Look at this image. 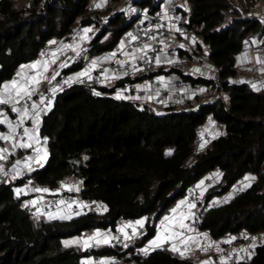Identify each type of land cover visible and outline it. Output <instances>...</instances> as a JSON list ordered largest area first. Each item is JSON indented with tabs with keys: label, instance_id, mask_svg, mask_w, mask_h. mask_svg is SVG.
<instances>
[{
	"label": "trees",
	"instance_id": "obj_1",
	"mask_svg": "<svg viewBox=\"0 0 264 264\" xmlns=\"http://www.w3.org/2000/svg\"><path fill=\"white\" fill-rule=\"evenodd\" d=\"M17 1L0 0V88L23 64L37 60L38 52L50 48L54 40H70L78 25L92 24L86 16L91 0H29L27 7L17 6ZM138 1L151 12L159 5L154 0ZM179 2L189 26L205 35L210 57L221 69L227 107L212 102L188 111L157 114L148 106L113 97L116 85H73L60 93L40 120L39 137L48 138L47 161L29 179L50 187L63 177L82 180L81 197L100 201L107 209L70 219L34 220L13 195L14 187L24 181L0 184V264H76L91 254L81 252L76 243L66 246L67 239L105 230L119 217L141 219L153 214L146 235L137 242L142 247L156 235L158 221L184 197L189 184L216 167L223 170L226 185L221 192H207L206 200L227 193L246 174H257L258 182L229 202L210 207L200 229L218 238L226 231L257 232L264 227V90L231 81L236 76L237 56L253 35L264 36V23L251 17L226 19L222 25V12L231 8L228 0ZM130 25L124 13H112L90 42L88 57L110 51ZM210 119L223 123L227 136L214 140L189 168L184 167L194 151L196 127ZM5 145L0 140V147ZM172 147V156H166L164 150ZM73 156L83 162L74 175L68 162ZM93 252L122 257L134 251L121 253L109 246ZM134 260L135 264H199L173 258L165 247ZM243 264H264V245L251 262Z\"/></svg>",
	"mask_w": 264,
	"mask_h": 264
},
{
	"label": "built area",
	"instance_id": "obj_2",
	"mask_svg": "<svg viewBox=\"0 0 264 264\" xmlns=\"http://www.w3.org/2000/svg\"><path fill=\"white\" fill-rule=\"evenodd\" d=\"M101 0H91L89 10L86 16L92 21L91 25L81 26L78 25L70 35V38L75 44H80V56H76V53L71 49L55 50L56 59L59 62V67L56 69L55 80L46 81L43 86L39 87V91L32 97V100L39 101L40 94H44L51 101L50 110L54 106L56 97L72 88L73 85H81L85 87H104L106 79H104V70L107 69L109 74H123L127 72V75L123 74V80L116 82V92H120L121 95L130 102H133L137 106H146V98L148 90L144 87H139L143 90H138L137 83L147 82L150 85H156V92L151 100L150 108L154 113L163 114L171 111H188L197 109L204 103L218 102L227 107L229 97L225 89V84L221 77V69L216 67L210 57L209 45L205 42V35L198 33L189 26L188 15L182 9V5L179 0H154L159 2L158 7L154 11H150L149 7L143 6L138 0H129L133 4L128 9V19L130 20L129 29L121 36L120 42L116 44L111 53H116L115 58L111 60L102 61L98 64L95 72L91 74L92 79L82 78L81 81L74 80L72 83H65L70 77H75V71H68L73 66H80L82 68L88 58V48L90 42L94 38L96 32L107 23V18L118 11L119 7H122L124 0H106L107 11L101 10L95 5ZM261 2L257 1L252 3V8L257 14H262ZM135 9V11H132ZM231 8L224 10L223 17L225 18L222 25L226 22V16L231 12ZM167 12V17H165ZM80 18H83L81 16ZM162 25V27H157ZM175 26V27H173ZM90 28L91 31L87 33L89 39L80 40V36L84 35L83 29ZM180 31H176V29ZM132 33L137 36L136 41H131L128 34ZM155 36L156 40H151L149 37ZM163 40L161 44L159 41ZM125 44V51L131 52L137 47H142L147 43L152 46L153 50L147 52L145 59H136L135 65L142 71H137L132 68L131 63H126L123 68L120 67L117 60L125 61L130 60L129 57H125L120 52L121 43ZM173 43L167 45V43ZM183 44L181 48L179 45ZM143 55L138 53L137 56ZM157 55L166 56L168 60L173 63L162 61L159 65L155 63V57ZM51 61L54 59L52 52L49 48L43 49L38 52L37 60ZM150 60V62H148ZM67 63V66L61 67L62 64ZM159 68H164L168 71V74L164 76V81L161 82L156 73ZM199 69L200 71H195ZM18 79L17 76L13 77ZM170 85L172 88L170 89ZM57 88V91L53 93L51 89ZM202 90V91H201ZM129 97H139V99H131ZM48 101H46V104ZM0 111H3L8 119L14 124L18 122L16 113L11 111L9 105H0ZM19 107V105H17ZM46 113L41 114V118ZM3 117H0L2 119ZM40 118V120H41ZM257 119H261L257 116ZM31 120L27 121L25 126L29 127ZM205 125V124H204ZM21 130L18 129V132ZM3 134H8V127L3 124ZM195 139L193 153L184 162V167L189 168L193 163L195 157L205 152V149L212 145L214 140L221 138V136H227L225 125L223 123L213 122L212 130L204 129V126H198L195 129ZM40 143L35 147H42L43 141L47 137L40 136ZM0 148H8L10 153H14L7 156V159L0 161V165L3 166L7 176L0 174V184L8 185L14 183L17 180H22L24 183L14 187V198L17 200L23 210H26L30 217L34 220H44L46 222L53 221L49 214L58 216L61 211H64L67 216L73 218L75 216L91 213L92 211L97 214L104 213L107 209L106 205L93 198L83 199L80 195L81 190L84 188L83 181H72L69 177H63L58 181L55 186L48 185H36L30 179L32 171L39 169L40 166L33 163L32 171L23 167V163L20 165V174L13 179L12 168L17 160L22 162L28 156H34V148H12V145H5ZM169 148H166V150ZM174 150V149H173ZM173 154V152H172ZM172 154L166 156L171 157ZM246 176V175H245ZM243 176L236 181L232 186L234 188V197L238 196L242 191L247 189L245 187L246 177ZM30 182V183H29ZM63 185V187H62ZM226 182L223 178V170L219 167L210 169L205 176L200 180L191 182L186 188L183 200L187 207L188 204L194 203L195 208L189 209L190 222L188 227L183 228L181 233L185 238L191 236L201 235L204 231L200 229L203 220L207 217L209 208L206 206L205 197L206 192L214 191L221 192ZM72 190L69 191L68 188ZM231 187V188H232ZM22 188V192L19 196L16 194V189ZM34 188H47L49 191L35 192ZM78 189V190H77ZM231 190V189H230ZM37 201L35 205L31 201ZM63 200L64 204L58 202ZM71 204V207L68 205ZM86 205V207H85ZM146 223L143 227L136 226V235H132V228H126L125 232L131 239H125L124 235L119 229L126 224L135 225L136 221L140 219H133L127 217H119L113 226L103 230L104 237H117L118 239H110V243H106L104 247L112 246L117 248L121 253H125L128 249H133L134 252L126 253L125 256H119L118 254H109V256H100L93 251L100 249L101 247L96 241H92L89 244L88 252L90 256L81 258L76 264H100L101 261L109 262V264H135V256H144L142 247H137V242L146 235L147 224L153 220V214L146 215ZM235 239H232V238ZM215 240V252L213 256V264H243L249 263L257 254L258 248L264 245V227L257 232H251L244 228L234 231H226L223 235ZM127 245V247H125ZM143 246V245H142ZM219 249V250H218ZM243 249L244 251H241ZM173 258H179L178 254H172Z\"/></svg>",
	"mask_w": 264,
	"mask_h": 264
},
{
	"label": "snow or ice",
	"instance_id": "obj_3",
	"mask_svg": "<svg viewBox=\"0 0 264 264\" xmlns=\"http://www.w3.org/2000/svg\"><path fill=\"white\" fill-rule=\"evenodd\" d=\"M104 2H106V0H101V2H99L95 5V7H97V8L102 7ZM132 11H135V9H132ZM164 15H165V17H167V12H165ZM157 27H162V25H159ZM173 27H175V26H173ZM90 31H91L90 28L83 29L84 35L80 36V40L84 41V40L89 39V37L87 36V33ZM176 31H180V30L177 28ZM128 37L133 42L138 39V37L133 35L132 33H129ZM149 39L156 40L157 38L155 36H151V37H149ZM159 42L161 44L164 43L163 40H160ZM53 43H55V42H53ZM125 47H126L125 44L122 42L121 46H120V52L125 57H129L130 60H125V61L117 60L116 63H118L121 68H123L126 63H131V66L133 69H135L137 71H142L143 69H139L136 67L134 61L136 59H141V60L145 59L147 52L150 50H153L152 46L150 44L145 43V44H143L142 47H137L136 49H134L131 52L125 51L124 50ZM179 47L183 48L184 45L181 44V45H179ZM63 48L71 49L73 52L76 53L77 57L80 56V54H81L80 51H78V49L80 48V44H78V43L75 45L66 44V45H63ZM138 53H143V55L137 56ZM116 55H117L116 53H112L111 56H109V57H103L100 59H92L89 67H87L85 70L79 72L75 77H70L68 80L65 81V83L70 84L74 80L82 82V78H87L88 80H91L92 79L91 73L93 70H95L97 68L98 64L102 61L111 60V59L115 58ZM52 56L55 58L56 53H52ZM163 59L166 60V62H168V63H173V61L167 60L166 56H164ZM148 62H150V60ZM161 62H162V57L160 55H157L155 57V63L157 65H159ZM258 62H264V61H258ZM50 63H55V59H53L51 61H45L43 63L38 61L34 64L22 66V71L17 74L19 79H14L10 83L4 84L2 86V88H0V105H9L11 107V111L13 113H16V115L18 117V122L14 124L11 120L8 119V116L3 111H0V117H3L2 119H0V125L6 124L8 127V134L7 135L0 134V140L11 143L12 148L30 149V148H34V144L40 143L39 123H40L41 114L46 113V111L50 110L51 101L44 94H40L38 102L32 100V97L38 93L39 85L45 79H47V77L44 75V73H46L48 71V67H49ZM65 66H67L66 62L61 65V67H65ZM23 69L31 70L34 72V74L33 75H27L25 73V71H23ZM195 71L198 72L200 70L195 69ZM123 74L127 75V72H125ZM57 75H59V73H55L51 77V80H55ZM113 78H119V75L118 74H109L108 70L105 69L104 70V79L108 80V79H113ZM159 80L161 82H163L164 78L159 77ZM252 87L255 89L257 86L255 83H253ZM138 90H143V89H140L138 86ZM51 91L53 93H55L57 91V88L53 87L51 89ZM95 94L100 95V93H98V92ZM116 98L117 99L122 98L120 92L117 93ZM129 98L139 99V97H129ZM46 101H48L47 104H46ZM17 105H19V107H17ZM29 120L32 121L33 126L31 128L25 126L26 122ZM18 129H20L21 131L18 132ZM46 142L47 141L45 138L43 143H46ZM34 151H35L34 156L26 157L23 162L21 160L16 161L15 165L12 168V172L14 174L12 177L13 179H15L20 174V170H21L20 165L22 163H23L24 168L28 169V171H32L33 170V168H32L33 163L42 167L43 162L47 161V155L48 154H47V151L45 149H43L42 147H35ZM11 154H14V153H10L8 148H0V161L6 160L7 156L11 155ZM0 174H3L5 176L8 175V173L5 172L2 165H0ZM250 179H254V177H252ZM247 186L248 185H246V187ZM62 187H63V185H62ZM32 190L35 192H44V193H47L49 191V189H47V188H44V189L34 188ZM68 190L71 191L72 188L69 187ZM22 192H24V189H22V188L16 189L17 196H19ZM31 203L33 205H35L37 203V201L33 200V201H31ZM58 203L64 204L65 202L63 200H60ZM181 203L183 204L184 202H181ZM68 206L71 207V204H69ZM85 207H86V205H85ZM195 207H196V205L194 203L188 204L189 209H192ZM173 212L175 213L176 209H173ZM49 216L52 219H57V218L63 219V218H65V217H61V216H53L52 214H49ZM186 218L187 217H181V220L186 219ZM168 220H169V217L166 216L164 218V222H167ZM164 222H162V225ZM137 225L140 227H143L144 220L136 221L135 225L126 224V225L122 226L119 229V231L124 235L125 239H131V237L128 236V234L125 232V229L126 228H132V235L134 236V235H136V226ZM179 227L183 228L185 226L183 223H179ZM168 232H169V228L164 227V233H168ZM101 235H102L101 233L97 232L94 237H89L87 240L84 241L85 246H89V241H91V240H96L97 243H101V242L110 243V239H118L117 237H111V238L105 237L101 241L100 239H98L99 237H101ZM178 236H180V233H178V232H171L170 235H163V234L158 235L155 239L150 241L149 246L147 248L142 249V251L145 254H148L149 248L155 250L156 248L161 247L162 244L167 243L170 240H172L173 238L178 237ZM205 238H207L206 234H205ZM188 239L195 242L194 238L190 237ZM232 239H235V238L233 237ZM72 243H78V242L77 241H66L65 242L66 246L68 244H72ZM187 243H188V241L185 240L184 241L185 248L187 247ZM125 247H127V245H125ZM170 250L180 252L181 256L184 255V252L181 251L177 247L176 244H172ZM241 251H244V250L241 249ZM86 264H91V262L90 261L86 262ZM100 264H109V262L101 261ZM203 264H209V262L205 261V262H203Z\"/></svg>",
	"mask_w": 264,
	"mask_h": 264
},
{
	"label": "crops",
	"instance_id": "obj_4",
	"mask_svg": "<svg viewBox=\"0 0 264 264\" xmlns=\"http://www.w3.org/2000/svg\"><path fill=\"white\" fill-rule=\"evenodd\" d=\"M118 1V0H117ZM101 2V1H100ZM124 5L122 7H119L118 11L116 13H119V12H122L124 13V15L128 18V9H129V6L131 4H133L132 1H129V0H124ZM252 7V6H251ZM99 9L101 10H104L106 11L107 10V4L106 2L103 3V6L100 7ZM129 20V19H128ZM55 42V43H53ZM52 43H51V46H50V50L52 53H54L55 50H62V49H68V48H63V45H66V44H71V45H75V43L72 41V39L70 38V40H54ZM173 43L169 42L167 43V45H172ZM252 51V56H253V62H252V59H251V62L248 63V66L252 67L253 68L251 70H249L247 73L244 74V78H245V81L243 82H246V83H255L256 84V88L257 90H264V77L260 78V79H256V72H255V68L254 66L257 65L256 64V57H255V54H262V52L260 51H256V50H253L251 47H250V44L247 43V46L246 48L244 49V51L242 53H245V51ZM240 53V54H242ZM111 50L110 51H107V52H104V54L102 55H99V56H93V57H88L87 60H86V63L84 64V66L82 68H79L77 71H75V75H77L79 72L85 70L87 67H89L90 65V62L92 59H100V58H103V57H109L111 56ZM251 56V57H252ZM164 56H162V61H166L163 59ZM55 59V63H50L49 64V67H48V71L46 73H44V75L47 77V79H45L40 85L39 87L43 86V84L46 82V81H49L51 80V77L57 72L56 69H58L59 67V62L57 61L56 58ZM168 60V59H167ZM45 62V60H41V59H38V60H35L33 62H30V63H27V64H23L22 66H25V65H30V64H34L36 62ZM22 66L17 70V73L15 76L18 77V73H20L22 71ZM260 67L258 68L259 69V73L261 75V73L263 74V71H264V64L263 65H259ZM23 71H25V73L27 75H33L34 72L31 71V70H28V69H23ZM95 72V70L92 71L91 74H93ZM168 74V71L164 68H159L158 72L156 73V77L159 79V77H163ZM119 75V78H113V79H108L105 83V86L104 87H108V88H112V87H115L116 85V82L118 81H121L123 80V74H118ZM264 76V75H263ZM19 79V77H18ZM12 80H14V78H12L10 81L6 82L7 83H10ZM137 86L139 87H144L148 90V95H147V98H146V106L150 107V104H151V100L156 92V85H150L148 84L147 82H140V83H137ZM252 86V85H251ZM170 89L172 88V85H170L169 87ZM113 97L116 98L117 96V92H115L113 95ZM122 96V95H121ZM121 99V98H120ZM122 99H125L123 96H122ZM127 100V99H125ZM41 122V121H40ZM214 121L212 119H210L205 125H204V129H208V130H212V123ZM33 125H32V121L30 122L29 124V128H31ZM47 143V142H46ZM7 145H10L9 142H6V146ZM37 144H34V146H36ZM48 158V156H47ZM45 162H43L44 164ZM41 167V166H40ZM248 188V187H247ZM226 194H233V197H234V192H227ZM212 201H216L215 198H213ZM181 202H184L183 204ZM179 206V207H178ZM173 209H176V212L174 213L173 212ZM58 216H61V217H65L63 219H70L69 216H67V214L64 212V211H61ZM169 217V220L167 222H164V218L165 217ZM181 217H187L186 219H183L181 220ZM190 217L189 216V211H188V207L185 203V201L182 199H180L179 201H177L173 207H171L163 216L162 218L158 221V224L156 226V231H155V236L150 239L149 241H147L146 243L143 244L142 249L144 248H147L149 246V243L150 241H152L153 239H155L158 235H170L171 232H178L180 233V236L178 237H175L173 238L172 240H170L169 242L167 243H164L162 244L161 247H158L156 248L155 250L149 248V251H148V254L153 252V251H156L160 248H167V250H169L171 252V254H178L179 258L181 259H187V260H193L194 262L196 263H199V264H203V262L207 261L209 262V264H213L212 263V260H213V256H214V252H215V246H211V245H215V240L214 238L208 233V232H203L201 235H196V236H191V238H194L195 239V242H193L192 240L188 239V238H185L183 236V234L181 233V230L183 228H186L188 227L189 225V222H190ZM58 220L60 218H57ZM140 220H144V223H146V217H143L141 218ZM162 222L163 225H162ZM179 223H183L185 227L181 228L179 227ZM164 227H167L169 228V232L168 233H164ZM95 230H102V229H95ZM94 230V231H95ZM101 237H102V240L104 239L103 238V230L101 232ZM205 234H206V237L205 238ZM99 237V238H101ZM187 240L188 243H187V247L185 248V244H184V241ZM172 244H176L177 247L184 252V255L181 256L180 255V252L178 251H172L170 250L171 249V246ZM106 245V243H103L101 242V244L99 245L101 248L104 247ZM212 249H213V252H212ZM148 254H145L144 255H148Z\"/></svg>",
	"mask_w": 264,
	"mask_h": 264
},
{
	"label": "rangeland",
	"instance_id": "obj_5",
	"mask_svg": "<svg viewBox=\"0 0 264 264\" xmlns=\"http://www.w3.org/2000/svg\"><path fill=\"white\" fill-rule=\"evenodd\" d=\"M228 1L231 4V10L232 11L229 12V14L226 16L227 21H229L232 18L235 19V18H251V17H254V18L260 19L264 23V0H228ZM257 1L261 2V4H262L261 5L262 6V14H257L254 10V7L253 8L251 7L252 3L254 4ZM28 4H29V0H18L17 1V6H19V7L20 6L21 7H27ZM248 43L250 44V47L253 50L262 52V54H255L257 65L254 66L255 72H256V79H260V78L264 77L263 76L264 71H263V74L261 73V75L258 72L259 71L258 68L260 67L259 65L264 64V62H258V61H264V36L260 37L257 35H253L251 38L248 39ZM246 46H245V48H246ZM251 52L248 50V51H245V53L239 54L237 56V58H236V76L234 79H231L232 82L236 83V82L245 81L244 74L253 68V66L252 67L248 66V63L251 62V59L253 62V56H252ZM262 68H264V67H262ZM249 84L252 85V83H249ZM39 127H40V123H39ZM42 148L47 151V143H44ZM263 171H264V167H263ZM245 177H246L245 187H246V185H248L247 187H249L252 184H254L255 182H258V175L257 174L254 175V174L250 173V174H246ZM252 177H254V179H250ZM233 190H234V188L232 187L231 190H229V192H234ZM211 192L214 193V191H208V193L213 194ZM206 194H207V192H206ZM213 198H215L216 201H212ZM231 198H233V194H226V193L223 195L216 194L215 196H213L211 198V200L205 199L206 200L205 203H206V206L208 208H210L212 206L223 205L224 203L229 202L231 200ZM97 232L101 233L102 230H95V231H92V233H90V234L83 233L81 236L77 235L74 238L67 239L66 241L79 240L78 243H76V244L72 243V244L77 245L78 249L81 252H87L90 254V252H88L89 246H85L84 241L87 240L89 237H94ZM103 238H105V237L103 236ZM98 239H100L102 241V237L98 238ZM92 241H96V240L89 241V244ZM97 244L100 245L101 243H97ZM211 246L214 247L215 245L213 244ZM212 252H213V249H212Z\"/></svg>",
	"mask_w": 264,
	"mask_h": 264
},
{
	"label": "water",
	"instance_id": "obj_6",
	"mask_svg": "<svg viewBox=\"0 0 264 264\" xmlns=\"http://www.w3.org/2000/svg\"><path fill=\"white\" fill-rule=\"evenodd\" d=\"M167 152H166V155H167V153L169 154L170 153V155L172 154V152H174L173 151V147L172 148H169V149H167L166 150ZM68 162H69V165H70V167H71V170H72V173H73V175L74 174H77L78 172H79V167L82 165V160L80 159V158H77L76 156H73V157H71V158H69V160H68Z\"/></svg>",
	"mask_w": 264,
	"mask_h": 264
}]
</instances>
